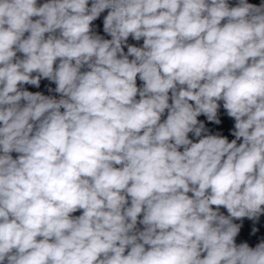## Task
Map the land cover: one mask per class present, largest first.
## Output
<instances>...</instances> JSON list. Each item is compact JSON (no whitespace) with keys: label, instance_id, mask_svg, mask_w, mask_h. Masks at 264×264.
Segmentation results:
<instances>
[{"label":"clouds","instance_id":"9594fccd","mask_svg":"<svg viewBox=\"0 0 264 264\" xmlns=\"http://www.w3.org/2000/svg\"><path fill=\"white\" fill-rule=\"evenodd\" d=\"M221 100L235 139L190 140ZM262 213L264 5L0 0V264H264Z\"/></svg>","mask_w":264,"mask_h":264}]
</instances>
